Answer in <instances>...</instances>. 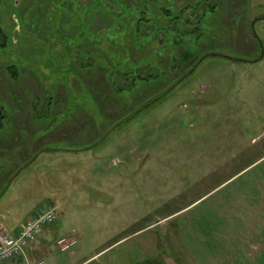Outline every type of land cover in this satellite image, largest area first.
<instances>
[{
	"label": "rangeland",
	"instance_id": "374dc122",
	"mask_svg": "<svg viewBox=\"0 0 264 264\" xmlns=\"http://www.w3.org/2000/svg\"><path fill=\"white\" fill-rule=\"evenodd\" d=\"M39 1L47 2L43 11ZM142 1L99 0L114 13L131 2L143 10ZM161 1L177 21L157 31V41L200 28L217 38L214 52L240 60L207 57L131 114L114 91L132 82L116 71L124 48L99 41L115 66L105 79L96 65L83 66L97 51L82 44L88 30L98 40L109 25L96 14L81 29L90 0H0L9 39L0 46V190L33 157L1 196L0 223L11 233L48 203L59 207L38 236L40 250L24 249L31 264H264V0ZM154 13L140 31L171 20ZM259 41L263 56L253 62ZM164 63L143 60L138 69L159 74L156 91L174 77L159 72ZM53 238L75 243L51 251Z\"/></svg>",
	"mask_w": 264,
	"mask_h": 264
},
{
	"label": "trees",
	"instance_id": "16d2710c",
	"mask_svg": "<svg viewBox=\"0 0 264 264\" xmlns=\"http://www.w3.org/2000/svg\"><path fill=\"white\" fill-rule=\"evenodd\" d=\"M39 3L37 5L43 11L44 6L42 4L47 2L39 1ZM169 4L174 6L175 1L171 0ZM142 5L144 6L143 10L138 8V5L136 6L135 3L131 2L130 8L124 7V11L122 13L121 12L114 13V12H108L106 8H104L100 4L99 0H90V2L86 4L84 7V12L82 14V21L81 23H79L81 29L83 27L85 28L86 24H88V26L91 25V22L88 23L90 19L89 16L91 15L95 16L96 14L97 16L100 17V20L105 19L109 21V25L102 29V32L101 34H99V36L97 35L98 40H96V35L94 31H91L90 29L88 30L89 34L86 37H84L82 44L83 45L88 44L89 47L93 46L94 49H96L97 51L94 54L95 58H91L92 61L88 60V62L86 64H83V66L89 67L92 64L96 65V68H99V70L101 71L100 77L101 78L103 77V79H105L107 75H110L113 72L112 69L110 68L111 62L113 64V67L115 66H114L113 58H105V59L102 58L101 51L103 50V48L101 47L99 41L102 42V39H105L107 42H111V44L118 43L120 46H122L126 53V59L123 62L125 63V65L117 66L116 71L119 72L124 77L129 78L131 76L132 82L129 84L127 88H123V87L115 88L114 91L117 92V94H119L120 98H122L121 102L119 103L125 104V106H123L125 110H129V109L133 110L135 108L131 114L137 112L142 107L149 104L154 98L168 91L169 88L178 79H180L187 71H189L202 56H204L209 52L216 51L218 44L217 38H215L214 36L213 37L204 36L200 28L194 30L193 28H191L190 31H186V33L173 29L174 32L172 31L171 33V39L166 40V42L164 41L162 42L161 40L157 41L156 40L157 31L167 30L169 32L170 30L169 21H174V22L177 21V16L174 13L175 11L172 12V9L166 8V6L163 4L161 0H156V2L154 1L153 3L152 0H143ZM17 6L19 9L22 8L23 6L22 1L19 2ZM183 6H184L183 9H187L188 7H190L185 4ZM147 8L148 10L146 11ZM161 10H163V12L166 13L168 15V18L171 20L167 19L166 22L158 21L159 25L157 28L153 25H150V26H145L144 32L140 31V24L142 23V21H146V22L149 21L148 18L153 14H155L154 12L158 11L160 13ZM203 17L204 16L198 18V22L200 25ZM128 19H131L132 28L129 27L131 23L130 22L128 23ZM44 24L47 26L46 22H44ZM149 27L152 28L150 29L151 31L146 32L147 31L146 29ZM106 30H108V32H105ZM7 33L8 30L4 31L0 26V46L6 45V43L9 41ZM175 33L179 35L178 38L176 37V35H174ZM187 34L192 36L191 39L186 37ZM124 37L129 38L128 44H126L123 40L119 39ZM208 37H210L211 40L201 44V46H203L202 48L205 50L202 51V53L195 55V52L193 51L192 48L195 47L197 42L200 43L202 40L205 41L206 39H208ZM177 39H178V43L176 44ZM191 41L192 44L190 45L189 43ZM166 43H168V45H170L171 48H169V46L168 47L165 46ZM87 51L90 52L89 50ZM166 55H168L169 57L165 61L168 62L167 65L161 59ZM143 60H146L147 62H151L152 64H155L157 66H159V63L161 64L164 63V66L160 65L162 71L160 70V68H158L159 72L162 73V75H165L166 72L168 71L167 73H171V75L174 76L173 80L166 87H164V89L156 91L158 88L156 83L160 81L159 74L157 76L149 75L147 77H142L138 73V69L140 68ZM8 68L10 72L9 74L14 78L18 73L17 67L15 65H11ZM142 83L143 85H141ZM123 91L130 92V96H131L130 99L133 100V103H126V101H124L125 97H123V94H121V92ZM89 97L91 98V102H92L93 100L92 95H90ZM136 102H137L136 105L137 108L136 106H134L135 105L134 103ZM0 117H2L1 114ZM107 132L108 130H106L105 134ZM104 135L100 136L99 138H102ZM32 158L33 157H31V159L28 160V162H26L23 166H21L17 171H19L22 167L27 165L32 160ZM15 173L8 179L5 186L0 190V197L5 192L7 186L14 177Z\"/></svg>",
	"mask_w": 264,
	"mask_h": 264
},
{
	"label": "built area",
	"instance_id": "2783aa9c",
	"mask_svg": "<svg viewBox=\"0 0 264 264\" xmlns=\"http://www.w3.org/2000/svg\"><path fill=\"white\" fill-rule=\"evenodd\" d=\"M59 207L55 202L49 203L44 211L35 212L9 233L0 228V264H31L27 260L25 248H32L43 226L51 225L56 221ZM74 239H54L52 248L58 251H67L74 245ZM35 264H45L44 260Z\"/></svg>",
	"mask_w": 264,
	"mask_h": 264
},
{
	"label": "water",
	"instance_id": "95a60500",
	"mask_svg": "<svg viewBox=\"0 0 264 264\" xmlns=\"http://www.w3.org/2000/svg\"><path fill=\"white\" fill-rule=\"evenodd\" d=\"M254 23L255 22H252L251 24H250V27H251V29H253V25H254ZM258 44H259V50H260V55H259V57L257 58V59H255V60H253V62H257V61H259L261 58H262V56H263V47H262V44H261V41H259L258 42ZM207 57H223V58H227V59H230L231 61H233V62H236V61H239L240 59H237V58H232V57H229V56H226V55H223V54H220V53H218V52H209V53H207V54H205L204 56H202L195 64H194V66L189 70V71H187L180 79H178L170 88H169V90L168 91H166L164 94H166V93H168V92H170V91H172L185 77H187L188 75H190L196 68H197V66L205 59V58H207ZM163 95V94H162ZM161 97V95L160 96H158V97H156V98H154L149 104H151V103H153L154 101H156L157 99H159ZM149 104H147V105H145L144 107H142V108H145V107H147ZM140 110H138L136 113H138ZM85 149V148H84ZM43 151L44 150H46V149H42ZM71 151V150H70ZM40 152V151H39ZM38 155V153L36 154V156ZM30 163V162H29ZM28 163V164H29ZM27 164V165H28ZM27 165H25V166H27ZM24 166V167H25ZM24 167H22L21 169H23ZM20 169V170H21ZM19 170V171H20ZM19 171L15 174V175H17L18 173H19ZM14 175V176H15ZM10 184V183H9ZM9 186V185H8ZM7 186V187H8ZM7 189V188H6ZM6 191V190H5ZM4 194V193H3ZM2 194V195H3ZM1 195V196H2ZM1 198V197H0Z\"/></svg>",
	"mask_w": 264,
	"mask_h": 264
},
{
	"label": "crops",
	"instance_id": "0c3cea01",
	"mask_svg": "<svg viewBox=\"0 0 264 264\" xmlns=\"http://www.w3.org/2000/svg\"><path fill=\"white\" fill-rule=\"evenodd\" d=\"M31 215H32V214H31ZM20 224H21V223H20ZM20 224H19V225H20ZM19 225H18V226H19ZM18 226L14 227V228L11 230V233L14 232L15 229H16ZM0 228L4 229L2 223H0ZM38 238H39V237H38ZM38 238H37L36 242L34 243L33 247L30 248V249H34V247L37 246V247H38V251L40 250V249H39V248H40V246H39V245H40V240H38ZM54 239H55V238H53L52 240H50V241L48 242V243L50 244V250H51V251H54V249H53L52 246H51L52 241H53ZM47 250H48V249H47ZM41 260H42V259H41ZM44 262H45V261H44Z\"/></svg>",
	"mask_w": 264,
	"mask_h": 264
}]
</instances>
